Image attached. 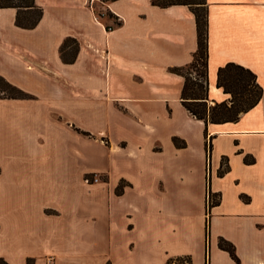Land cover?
<instances>
[{"label":"crops","instance_id":"crops-1","mask_svg":"<svg viewBox=\"0 0 264 264\" xmlns=\"http://www.w3.org/2000/svg\"><path fill=\"white\" fill-rule=\"evenodd\" d=\"M34 2L42 15L29 29L15 24V8H0V77L29 95L0 93V258L264 264V0H205L210 98H228L215 85L228 62L262 89L220 124L189 113L184 78L170 71L197 49L190 6ZM67 38L77 46L70 62L60 55Z\"/></svg>","mask_w":264,"mask_h":264},{"label":"trees","instance_id":"trees-1","mask_svg":"<svg viewBox=\"0 0 264 264\" xmlns=\"http://www.w3.org/2000/svg\"><path fill=\"white\" fill-rule=\"evenodd\" d=\"M107 2L110 0H101ZM205 0H152V4L161 7L170 5L183 4L192 8L195 15L197 27V49L194 53L193 61L184 67H173L170 71L181 75L184 78L182 88V103L189 113L197 119L203 120L205 124H220L232 122L238 119L241 113H244L254 107L262 95V89L256 81L255 74L248 68L239 64L228 62L220 67L217 71L215 85L222 92L228 95V98L217 101L210 98L208 92V73H207V17L204 6ZM12 7L16 9L15 24L22 28L34 27L42 15V9L38 7L34 0H0V8ZM108 18L113 19L114 25H119L120 21L110 12H105ZM98 16H103L98 12ZM112 26H106L111 28ZM73 44V48L67 49ZM77 46L72 38L64 40L60 46V55L62 60L70 62L74 59ZM196 71V76L191 72L186 73V69L190 68ZM198 67V69H196ZM190 77L192 80H190ZM190 81V86L188 87ZM198 90L203 92L199 94ZM0 93L7 97L25 98L29 95L17 87L11 85L0 77ZM212 101V104H208ZM175 144L178 143L174 140ZM209 151V145L207 146ZM224 169H220L222 173ZM120 184L116 191L119 192ZM217 199L208 204V207L217 204ZM218 246L226 250L236 263L239 262L235 254L234 246L222 237L218 238ZM0 264L6 262L0 258ZM165 264H191V260L186 256H178L169 258Z\"/></svg>","mask_w":264,"mask_h":264},{"label":"rangeland","instance_id":"rangeland-1","mask_svg":"<svg viewBox=\"0 0 264 264\" xmlns=\"http://www.w3.org/2000/svg\"><path fill=\"white\" fill-rule=\"evenodd\" d=\"M196 69H198V67H197ZM185 71H186V73H187V72H191L192 75H190V76H196V74H195V72H194V71H196V70L194 69V67H193L192 69L188 68V69H186ZM190 80H192L191 77H190ZM189 86H190V81H189L188 87H189ZM198 93H199L200 95L203 94V92H201V91H199V90H198ZM208 104H212V103L208 102ZM94 177H95V176H94ZM92 178H93V177H91V178H90V177H87V180H88V181H92ZM207 200H208L207 203L210 204V203L212 202V200H213V201L216 200V197H212L211 194L208 193Z\"/></svg>","mask_w":264,"mask_h":264},{"label":"built area","instance_id":"built-area-1","mask_svg":"<svg viewBox=\"0 0 264 264\" xmlns=\"http://www.w3.org/2000/svg\"><path fill=\"white\" fill-rule=\"evenodd\" d=\"M98 178L97 177H93L92 178V181H96ZM88 181V180H87ZM51 260V258L48 260V261H50Z\"/></svg>","mask_w":264,"mask_h":264},{"label":"bare ground","instance_id":"bare-ground-1","mask_svg":"<svg viewBox=\"0 0 264 264\" xmlns=\"http://www.w3.org/2000/svg\"><path fill=\"white\" fill-rule=\"evenodd\" d=\"M211 91H214V88L213 87L211 88Z\"/></svg>","mask_w":264,"mask_h":264}]
</instances>
